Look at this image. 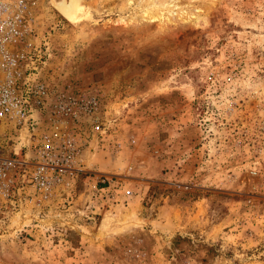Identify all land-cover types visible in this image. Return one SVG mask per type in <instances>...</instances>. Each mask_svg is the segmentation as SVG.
Returning a JSON list of instances; mask_svg holds the SVG:
<instances>
[{
    "label": "rangeland",
    "instance_id": "obj_1",
    "mask_svg": "<svg viewBox=\"0 0 264 264\" xmlns=\"http://www.w3.org/2000/svg\"><path fill=\"white\" fill-rule=\"evenodd\" d=\"M59 1L24 0L42 78L108 131L47 197L14 176L0 264H264V0ZM148 167L166 187L134 188Z\"/></svg>",
    "mask_w": 264,
    "mask_h": 264
},
{
    "label": "built area",
    "instance_id": "obj_2",
    "mask_svg": "<svg viewBox=\"0 0 264 264\" xmlns=\"http://www.w3.org/2000/svg\"><path fill=\"white\" fill-rule=\"evenodd\" d=\"M42 53V44L33 40L24 0H0V203L9 200L16 174L19 190L27 182L47 197L65 174L76 171L83 149L94 138L91 133L102 137L108 131L98 99L48 87L42 78ZM16 144L19 151L33 154V163L27 162L26 153L17 159Z\"/></svg>",
    "mask_w": 264,
    "mask_h": 264
},
{
    "label": "crops",
    "instance_id": "obj_3",
    "mask_svg": "<svg viewBox=\"0 0 264 264\" xmlns=\"http://www.w3.org/2000/svg\"><path fill=\"white\" fill-rule=\"evenodd\" d=\"M142 171H137L138 175H139V180H137V183H140V182H146L145 183H142L143 185L141 187L139 186H134V188H140V190H142L143 192L144 191H147L151 188V187H154L156 185H162L164 187H166V175L167 173L165 171H162L161 170H157V168L155 167H148L147 169H141ZM153 198V197H152ZM163 200H166V197H164ZM136 220H139V221H145L147 223H150L152 224L153 222H156V220L154 219V217H149L147 215H136ZM163 228L165 226H162ZM148 231V230H147ZM163 231L165 232L166 229H163ZM166 236V235H165ZM165 238V237H163Z\"/></svg>",
    "mask_w": 264,
    "mask_h": 264
},
{
    "label": "bare ground",
    "instance_id": "obj_4",
    "mask_svg": "<svg viewBox=\"0 0 264 264\" xmlns=\"http://www.w3.org/2000/svg\"><path fill=\"white\" fill-rule=\"evenodd\" d=\"M52 7L68 23L77 22L82 18V14H85L83 0H60L53 3Z\"/></svg>",
    "mask_w": 264,
    "mask_h": 264
}]
</instances>
